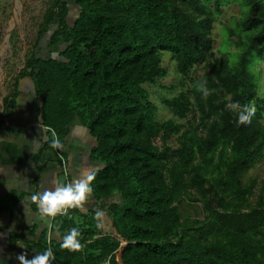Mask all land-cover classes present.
I'll return each instance as SVG.
<instances>
[{
    "label": "trees",
    "instance_id": "16d2710c",
    "mask_svg": "<svg viewBox=\"0 0 264 264\" xmlns=\"http://www.w3.org/2000/svg\"><path fill=\"white\" fill-rule=\"evenodd\" d=\"M230 2L76 0L72 22L67 0L48 2L35 46L57 23L47 48L60 44L58 57L31 50L2 116L17 105L19 81L29 78L49 129L44 154L55 149L53 134L64 144L76 122L85 126L96 140L89 152L95 205L49 218L30 253L50 245L61 264H264V185L255 194L256 179L245 181L264 159V97L249 68L252 52L264 53V0H246L236 42L245 47L233 66L226 55L213 57L214 23ZM166 52L190 85L164 99L175 119L160 120L145 84L168 75ZM198 64L204 82L192 76ZM229 101L254 103L251 122L238 125ZM173 135L177 146L166 142ZM23 198L10 191L0 213ZM184 198L201 202L205 217H185ZM97 209L112 216L110 231L97 227ZM73 227L81 230L82 251L60 247Z\"/></svg>",
    "mask_w": 264,
    "mask_h": 264
},
{
    "label": "rangeland",
    "instance_id": "374dc122",
    "mask_svg": "<svg viewBox=\"0 0 264 264\" xmlns=\"http://www.w3.org/2000/svg\"><path fill=\"white\" fill-rule=\"evenodd\" d=\"M49 1L50 0H0V92L4 93V95L9 94L14 89L16 78L25 66L26 58L34 47L36 51H38L39 56L52 54L58 57V48L60 44L55 45L52 52L47 48L50 35L57 28V23H54L50 27L45 37L35 46L38 28ZM67 2L71 9L69 21L72 22L78 6L76 0H67ZM248 10L249 5L246 3V0H231L230 3H227L223 7L221 14L214 23V58L226 55L232 66L238 62L239 54L243 51L245 46H240L238 48L236 42L239 41L238 35L243 29L241 26V18H245V13L246 11L248 12ZM230 31L234 33H230ZM245 33L247 34V32ZM162 63L163 66L167 68L168 75L158 79L156 83L145 84V87L150 94L151 100L157 107L156 114L158 119H175L171 109L164 104V99L174 96L181 89L188 87L190 84L188 80H185L183 84V80L176 69V61L172 58L170 53H164ZM249 68L254 75L259 95L264 97V53L260 54L257 51H253L250 56ZM194 71L195 73L192 74V76L195 78V81L204 82V65L198 64ZM12 112L13 110L10 115H12ZM15 114L10 118L12 127L16 126L17 122L20 123V120H22L21 115H19V119H16L17 116ZM178 121L181 122V120ZM80 127L85 130L88 137L91 136L86 127L82 125H80ZM3 128L4 125H2L0 129ZM91 138L95 142V138L93 136H91ZM166 142L171 146H177L178 144L175 135L168 138ZM155 143L160 146L163 145L160 136L155 139ZM90 167H92V164ZM77 176L81 178L84 175L80 172ZM249 178L256 179L258 186L255 188V194L258 193L259 188L264 185V159L248 170L245 175V181H248ZM49 180L53 187L56 183L68 182L67 176L64 174L61 165H57L56 172L49 173L44 181L49 182ZM255 199L256 195H253L252 200ZM112 200L114 199H108L107 201L111 202ZM115 201H119V198H116ZM94 205L95 201L92 196H90L82 209L87 212L88 208ZM180 209L185 217L199 220L205 217L201 202L190 201L184 198L180 204ZM103 212L104 216L101 219L102 226L106 231H110L112 216L107 211Z\"/></svg>",
    "mask_w": 264,
    "mask_h": 264
},
{
    "label": "crops",
    "instance_id": "0c3cea01",
    "mask_svg": "<svg viewBox=\"0 0 264 264\" xmlns=\"http://www.w3.org/2000/svg\"><path fill=\"white\" fill-rule=\"evenodd\" d=\"M18 90L20 94L12 115L17 113L16 119L21 115L22 120L12 127L10 115V124L0 129V201L10 191H17L24 198L12 211L5 210L0 213V233H3L0 236V264H18L15 259L17 253L27 252L29 257L34 255L28 249L37 242L44 229L50 228L51 220L41 218L37 206L34 208L35 203L31 200L34 193L53 188L50 180L44 181L47 175L56 172L57 165H61L64 174L68 172V182H71L78 178L80 172L86 176L95 168L89 159V152L96 140L94 142L90 132L91 136L88 137L78 122L72 127L63 144V152L57 149L62 158L55 149L43 153L49 138V129L41 124L34 84L29 78L21 79ZM5 96L0 92V113ZM9 254L11 259H8ZM53 264L61 263L55 260Z\"/></svg>",
    "mask_w": 264,
    "mask_h": 264
},
{
    "label": "clouds",
    "instance_id": "9594fccd",
    "mask_svg": "<svg viewBox=\"0 0 264 264\" xmlns=\"http://www.w3.org/2000/svg\"><path fill=\"white\" fill-rule=\"evenodd\" d=\"M199 91L205 97L210 95V91L204 86H199ZM226 109L236 115V123L248 124L251 117L255 114L256 107L254 103L241 105L239 101H229L225 105ZM50 146L56 149H62L61 140L53 134L50 140ZM95 180V173L90 172L86 176L77 178L67 183H56L52 189H45L41 192L34 193L31 200L36 204L41 218H50L54 220L57 216H65L69 214L70 209L83 208L88 198L93 192L92 181ZM104 212L97 209L95 218L102 219ZM97 227H102L98 224ZM3 236V233H0ZM81 230L77 227L69 229L62 237L60 247L69 251H82L84 245L80 241ZM12 256L9 254L8 259ZM18 264H53L55 261V253L52 248H46L42 252H36L31 257L27 252L15 254Z\"/></svg>",
    "mask_w": 264,
    "mask_h": 264
},
{
    "label": "built area",
    "instance_id": "2783aa9c",
    "mask_svg": "<svg viewBox=\"0 0 264 264\" xmlns=\"http://www.w3.org/2000/svg\"><path fill=\"white\" fill-rule=\"evenodd\" d=\"M0 121L2 122V125H9L10 124V121H9V119H8V117L7 116H0ZM54 132V131H53ZM55 133V132H54ZM55 136H56V134H55ZM55 151H56V153L62 158V155L59 153V151L55 148ZM64 160V159H63ZM64 162H65V160H64ZM64 170H66V168L67 167H65V164H64ZM66 172H67V170H66ZM67 175H68V172L66 173ZM106 264H108V262H106Z\"/></svg>",
    "mask_w": 264,
    "mask_h": 264
},
{
    "label": "water",
    "instance_id": "95a60500",
    "mask_svg": "<svg viewBox=\"0 0 264 264\" xmlns=\"http://www.w3.org/2000/svg\"><path fill=\"white\" fill-rule=\"evenodd\" d=\"M3 112H4V101H3V106H2V110H1L0 116L3 114Z\"/></svg>",
    "mask_w": 264,
    "mask_h": 264
}]
</instances>
